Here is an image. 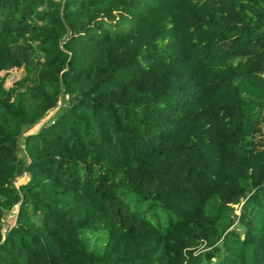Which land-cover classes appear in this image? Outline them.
<instances>
[{
    "label": "trees",
    "instance_id": "16d2710c",
    "mask_svg": "<svg viewBox=\"0 0 264 264\" xmlns=\"http://www.w3.org/2000/svg\"><path fill=\"white\" fill-rule=\"evenodd\" d=\"M0 264H264V0H0Z\"/></svg>",
    "mask_w": 264,
    "mask_h": 264
},
{
    "label": "rangeland",
    "instance_id": "374dc122",
    "mask_svg": "<svg viewBox=\"0 0 264 264\" xmlns=\"http://www.w3.org/2000/svg\"><path fill=\"white\" fill-rule=\"evenodd\" d=\"M24 75L23 70L22 69H12L10 71H8L7 73H5L6 76V87L11 86L16 80L22 78ZM60 103H58L59 106ZM57 108L48 111L45 116L36 124L32 125L31 127H29V129H27L24 133V135L26 134H30V133H35L39 130V128L44 125V124H48L49 121L52 120L54 114L56 113ZM22 137L20 139V143H22ZM27 181V176L26 175H22L20 177H18L15 181V185L18 186L21 183H24ZM15 213H16V209L15 208H11L10 210H8L5 215L3 216V227H2V232L5 231V229L7 227H9L13 222H14V217H15Z\"/></svg>",
    "mask_w": 264,
    "mask_h": 264
}]
</instances>
